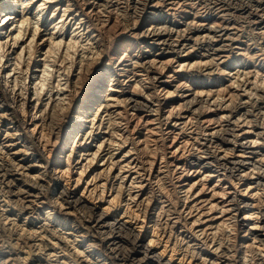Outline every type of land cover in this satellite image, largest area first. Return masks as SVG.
I'll use <instances>...</instances> for the list:
<instances>
[{
    "label": "clouds",
    "instance_id": "obj_1",
    "mask_svg": "<svg viewBox=\"0 0 264 264\" xmlns=\"http://www.w3.org/2000/svg\"><path fill=\"white\" fill-rule=\"evenodd\" d=\"M9 2L20 16L0 12V27L13 21L0 32V108L7 105L14 111L0 115L19 122V127L7 135L25 138L21 151L33 156L32 167L38 175L31 176L27 168L13 163L0 146V264H145L150 259L171 264V257L177 253L180 264H264V239L250 236L264 220V152L253 151L254 144H264V21L258 19L264 17V7L257 0H235L247 11L238 18L239 30L225 39L243 38L245 47L236 49L226 43L201 50L191 61H171L173 76L182 70H206L175 78L168 90L157 84L159 77L154 70L166 69L169 61L145 58L143 45L133 50L116 37L123 31L137 40L167 35L165 50L177 52L179 59L197 47L179 43L187 32L200 27L195 21H187L179 30L167 24L146 23L140 31H132L144 13L141 5L148 3L136 0L131 11L127 4L121 10L125 21L121 32L113 33L110 28L96 31L103 23L100 12L92 14L87 23L73 21L66 32L73 0L63 9L51 10L46 29L41 24L51 0H40L39 4L36 0ZM74 2L83 8L95 0ZM170 2L178 7L181 0ZM224 2L235 6L233 0ZM33 4L36 7L29 14ZM201 11L198 8L195 14ZM57 13L60 19H54ZM209 28L223 35L217 25L210 24ZM229 56L234 59L226 63ZM45 82L47 87L41 95L40 85ZM125 83L128 87L124 91L136 90L144 102L134 97L124 101L122 109L112 105V91ZM29 95L34 100L31 107ZM173 95L184 97L182 105L165 103ZM136 112L152 118L154 124L149 130L146 121L139 136L133 134L140 121L136 116L133 122ZM208 112L217 115L206 118ZM169 123L178 124L171 135ZM245 127L260 129L255 139L240 140ZM153 132L158 137L154 138ZM176 139L179 144L173 147L171 142ZM85 143L89 147H82ZM125 147L131 155L127 161L118 158L124 155L120 148ZM237 147L258 159L251 163L233 159ZM177 149L176 160L185 156L193 159L178 166L172 161ZM95 161L103 167L84 179L92 167L90 162ZM154 164H158L155 175ZM194 164L201 170L211 167L216 181L222 178L228 187L220 186L219 191L208 187L211 176L205 171L195 173L197 181H184L194 174L189 171ZM244 164H248L247 169L241 167ZM113 169L116 175H111ZM133 172L135 176L129 180ZM9 175L37 188L38 193L24 192L7 179ZM254 177L261 179L254 185L245 184ZM77 180L83 184L79 191H75ZM197 186L199 191L207 188L211 198L196 201ZM141 187L146 191L141 192ZM221 193L232 199L227 203L215 200ZM243 196L256 203L243 201ZM192 201L196 203L189 208ZM251 209L258 211L241 215V210ZM213 211L223 217L220 225L194 228L197 221L204 222L203 216L213 218ZM245 220L255 223H242ZM176 225L181 226L185 238L177 236L169 247ZM245 235L249 241L241 239ZM153 248L159 251L153 253ZM205 248H211L217 258L204 255ZM140 254L142 258H137Z\"/></svg>",
    "mask_w": 264,
    "mask_h": 264
},
{
    "label": "bare ground",
    "instance_id": "obj_2",
    "mask_svg": "<svg viewBox=\"0 0 264 264\" xmlns=\"http://www.w3.org/2000/svg\"><path fill=\"white\" fill-rule=\"evenodd\" d=\"M207 2V6L204 7V5ZM36 3L39 4L40 0H36ZM257 3H259L262 7H264V0H257ZM127 4V7L129 8V11L135 6L136 0H95V3H86L83 8L78 7L74 0H73V11L69 13V17L72 19L68 21V29H66V32L71 30L73 21H83L84 23L88 22V19H91L92 14L95 12H100V20L103 21L100 27L96 29L98 32L106 31L107 29H111L113 33L121 32L123 26H124V18L121 14V10L125 7ZM233 5L226 4L224 0H217V2L213 3L212 0H191L189 3H183L181 0V3L179 6L173 5L170 0H163V2L158 3L157 0H148L147 5H141L144 7V13L138 20V22L135 25V28L132 29V31H140L143 26L147 24H167L169 27H174L176 29H182L185 26V23L187 21H195L196 24L200 25L198 28H193L191 31L187 32L185 36L180 40V44L183 46H187L189 44H197V47L189 54L185 56L179 57L177 59L178 53L172 52V51H166L167 45L163 43V41L168 40L167 35H159V36H144L141 39L137 40L135 37L130 36L129 31H123L120 35H117L116 39L121 40L124 47H131L133 50H135L139 45H143V56L145 58H156L158 60H164L169 61L168 66L166 69H156L155 74L159 77L157 80V84L160 85L162 89H168L171 90L170 85L175 81V78L182 77L185 75H190L192 72L196 71H203L206 70L204 68L196 69L193 68L189 72L180 71L176 72L175 75H172V68L173 64L171 61H176L179 63L180 61H191L196 56L197 53L201 50L207 51L211 47L220 48L223 44L230 43L233 48L240 49L242 47H245L243 44V38L241 39H232L231 41H228L225 39L228 35L237 32L238 29V18L242 16V14H245L247 11V8L243 3L236 4L235 0H233ZM68 0H51V2L48 5V13H46V16L44 18V21H42L41 27L45 28L47 27V19L48 15H50L51 10L55 9L57 7H60L63 9L64 7H67ZM97 5L103 6L102 8H98ZM36 4H33L31 8L28 10L29 14L35 9ZM202 9L200 15H196V9ZM171 9V11L169 10ZM0 12H6L8 15H11L13 17L19 18L20 13L17 8L11 7L9 0H0ZM89 14L87 18H85V14ZM175 13V15H173ZM61 14L57 13V16L54 19H60ZM261 21H264V17H259ZM13 23L12 20H9L7 23H5L2 27H0V32H4L7 30L11 24ZM210 24H215L218 26V29L220 32L223 33V35H220L219 32L216 29L209 28ZM41 37L43 36V32L40 33ZM219 36V38H217ZM189 37H192V39H189ZM175 39V36L172 37ZM202 38V39H201ZM0 39H3V37H0ZM158 41V43H152L151 41ZM200 41L197 43V41ZM234 57L229 56L228 61L226 63H230ZM7 63V61H5ZM35 64V61H33V65ZM23 61L21 62V71H23ZM5 72H7V69H5ZM29 83H31V68L29 69ZM11 78V77H10ZM41 87V95H44V89L47 87V83H42L40 85ZM128 87V84L125 83L121 86L119 89H115L112 91V95L109 98L110 103L112 105L117 106V108L122 109L125 104L124 101H131L134 97L136 98L137 102H144L145 98L142 96L136 95V90L132 92L124 91ZM28 99V107H31V105L34 103V100L31 95L27 97ZM3 100V94L0 93V101ZM184 100V97L180 96H170L168 100L165 102L167 104H178L182 105ZM150 103V101H148ZM264 103V102H262ZM13 109L7 105L0 108V113L5 114H11L13 113ZM182 115H187V113H182ZM217 115L216 112H208L206 113V118H212ZM139 116L140 121L138 124H136L135 129L133 130V134L139 136L140 135V129L145 126V122L147 121V128L151 130L154 127L153 119L146 116L145 114L141 112L134 113L133 122L135 123V117ZM25 118H29L27 115ZM171 120H175V117H171ZM39 123L38 121L36 122ZM13 124V128L11 126ZM5 126V133L6 137H10L8 141H11V144L9 145H3L2 142H0V146H4V152L6 154H9V151H7L8 146L17 144L18 142L16 140H22V142H25V138L22 136H16L15 139H13V136L7 135L8 133H11L15 129L19 127V122L14 121L13 119L8 118V115H0V133H2L1 127ZM178 124L177 123H169L167 126V130L169 134L171 135V131L173 129H177ZM8 130V131H7ZM10 130V131H9ZM257 131H260V129L253 127L252 130H248L246 127L244 129H241V132L244 134L240 136L241 141H245L248 139H255V134ZM147 135V133L145 134ZM158 133L153 132V137H158ZM1 137V136H0ZM12 137V138H11ZM14 140V141H13ZM17 142V143H16ZM173 147L179 144V139L173 140L172 142ZM18 147H20V144H17ZM82 147L87 148L89 145L85 143L82 145ZM119 147V146H117ZM10 148V147H9ZM8 148V149H9ZM17 148V147H16ZM21 148V147H20ZM22 149V148H21ZM21 149H17L15 153H20L19 155L24 156L25 159H29V156L31 154H27ZM259 150L260 152H264V144H254L253 145V151ZM120 152L124 153L121 158L125 161L131 159L130 153L127 151V147L120 148ZM179 155V149H177L176 154L172 157V161H174L178 166H184L185 160L193 159L192 157L185 156L181 160H176V156ZM10 156V155H9ZM12 156V155H11ZM14 156V155H13ZM32 157V156H31ZM11 161L15 163V159L13 157H10ZM22 159V158H21ZM51 159V158H50ZM75 159V157L73 158ZM235 160H245L249 163L253 162L255 159H258V157H253L249 155H245L244 152L240 150L239 147H237V155L233 157ZM32 163L30 166H26L25 163L22 162H16V164L20 165L23 168H27L28 172L30 173V170L34 167H32L34 161V158L31 160ZM92 164V167L90 171L87 173V175L84 176V179H88L93 172L96 171L97 167H103L99 164L98 161L90 162ZM241 167L247 169L248 164H244ZM158 168V164L153 165V172L152 174L155 175ZM37 170V169H36ZM163 171L162 169L160 170ZM189 171L193 172L194 174L191 176L184 177V181L186 182H194L199 179V176H197L195 173L199 171H205L210 174L211 179L207 181L208 187H217V190L219 191V187H228V182L224 181L222 178L219 182L216 181V173L212 170L211 167L201 170L198 165H190ZM28 173V174H29ZM117 170L113 169L111 172V175H116ZM127 175V173H124ZM31 175V174H30ZM36 176V175H33ZM135 176V172H133L132 176H128V179L131 180ZM70 178L72 180H76L75 176H72L70 173ZM7 179L16 185V187H22V190L26 193H31L32 195H36L38 193V189L32 187V185H26L22 184L20 180L14 178V176L9 175ZM258 179H261L260 177H254L252 180H246L245 184L247 185H254ZM77 187L75 191H79L83 184L81 181H76ZM243 187V185H242ZM15 190V189H14ZM229 192L232 191L231 188H228ZM255 191V188L252 189ZM141 192L146 191L145 188H140ZM196 191L199 192V194L196 196V201L204 200L211 198V194L207 191V188L204 191H199V188L197 186ZM232 199L231 195L224 197L221 193L220 196L216 197L215 200H221L224 203H227L228 200ZM240 199L243 201L249 202V203H256V201L252 200L250 196H243ZM214 200V202H215ZM196 201H192L188 207L191 208L193 204L196 203ZM153 207V204H149V208L151 209ZM247 211H258L257 209H251V210H241V215H243ZM213 218H209V216H203L201 218L202 222H196L194 224V228L199 229H207L210 227H214L217 225H220L222 222L223 217L220 216L218 212L213 211L210 214ZM226 215H230V213H226ZM192 220L195 221L196 218L192 217ZM246 221V220H245ZM243 221L242 223H244ZM254 221L249 222V224H254ZM177 229H181L180 225H176L172 229V239L169 241V247L172 246V244L175 242V239L177 236H179L181 239L185 238V233L181 229L180 232H177ZM247 231V229H246ZM251 237H256L260 239H264V220L260 222V227L253 228L250 233ZM165 239H168L166 236ZM241 239L245 241H249V236L245 235ZM251 242V241H250ZM239 243V240H238ZM159 251V248H153V253ZM204 255L211 259L217 258V253L213 252L211 248H205L203 249ZM151 255V254H150ZM169 254L165 253V259H168ZM137 258H142V254L137 256ZM145 264H158L157 261L154 260H148L145 262ZM171 264H180V257L179 253H177L175 256L171 257ZM193 264H196L194 261Z\"/></svg>",
    "mask_w": 264,
    "mask_h": 264
},
{
    "label": "rangeland",
    "instance_id": "obj_3",
    "mask_svg": "<svg viewBox=\"0 0 264 264\" xmlns=\"http://www.w3.org/2000/svg\"><path fill=\"white\" fill-rule=\"evenodd\" d=\"M11 126H12V128H13V124H11ZM1 129H2V133H0V142H2L3 143V145H9V144H11V141H8L9 139H10V137H6V134H4L5 133V126L3 127H1ZM8 131V130H7ZM10 131V130H9ZM12 138V137H11ZM16 138V136H14L13 137V139H15ZM14 141V140H13ZM15 141H17L16 143L17 144H20V147L22 148L23 147V145H24V143L25 142H22V140L20 139V140H16L15 139ZM17 144H15V146L14 145H11V146H8V148H7V151H9V154H8V156L9 157H13L14 159H15V163L16 162H22V163H25V165L26 166H30L31 165V163H32V159H33V156L32 155H30L29 156V159L27 160V159H25V160H23L25 157L24 156H21V155H19L20 153H15V151L17 150V149H21L20 147H18L17 146ZM17 147V148H16ZM12 155V156H11ZM14 155V156H13ZM32 156V157H31ZM22 158V159H21ZM29 173V172H28ZM31 174V176H33V175H38V170H36V168H32L31 170H30V173H29V175ZM14 178H16V176H14ZM249 222H251V220H246L245 222H244V224H249Z\"/></svg>",
    "mask_w": 264,
    "mask_h": 264
}]
</instances>
